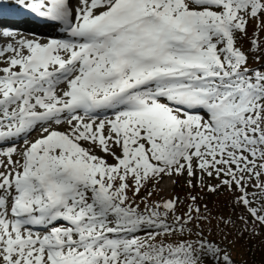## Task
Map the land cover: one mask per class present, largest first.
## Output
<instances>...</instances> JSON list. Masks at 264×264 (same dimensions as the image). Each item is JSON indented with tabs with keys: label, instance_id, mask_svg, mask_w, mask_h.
Instances as JSON below:
<instances>
[{
	"label": "snow or ice",
	"instance_id": "6c2138e0",
	"mask_svg": "<svg viewBox=\"0 0 264 264\" xmlns=\"http://www.w3.org/2000/svg\"><path fill=\"white\" fill-rule=\"evenodd\" d=\"M0 264H264V0H0Z\"/></svg>",
	"mask_w": 264,
	"mask_h": 264
},
{
	"label": "bare ground",
	"instance_id": "6f19581e",
	"mask_svg": "<svg viewBox=\"0 0 264 264\" xmlns=\"http://www.w3.org/2000/svg\"><path fill=\"white\" fill-rule=\"evenodd\" d=\"M9 0H4V2H8Z\"/></svg>",
	"mask_w": 264,
	"mask_h": 264
},
{
	"label": "rangeland",
	"instance_id": "374dc122",
	"mask_svg": "<svg viewBox=\"0 0 264 264\" xmlns=\"http://www.w3.org/2000/svg\"><path fill=\"white\" fill-rule=\"evenodd\" d=\"M10 2V0L8 1V3Z\"/></svg>",
	"mask_w": 264,
	"mask_h": 264
}]
</instances>
